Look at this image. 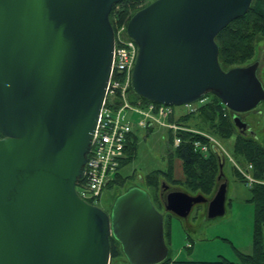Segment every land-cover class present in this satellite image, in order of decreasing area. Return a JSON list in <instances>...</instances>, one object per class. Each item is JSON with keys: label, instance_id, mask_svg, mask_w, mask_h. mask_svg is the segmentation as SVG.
<instances>
[{"label": "water", "instance_id": "water-1", "mask_svg": "<svg viewBox=\"0 0 264 264\" xmlns=\"http://www.w3.org/2000/svg\"><path fill=\"white\" fill-rule=\"evenodd\" d=\"M119 1L0 0V264H108L109 238L128 264L167 256L162 214L144 189L128 187L108 213L74 189L104 97L108 14ZM250 2L151 0L136 10L125 27L137 46L133 92L172 106L209 92L248 130L238 114L264 102L258 62L222 70L214 37ZM225 192V180L209 199L172 189L162 207L185 217L205 203L207 218L221 216Z\"/></svg>", "mask_w": 264, "mask_h": 264}, {"label": "rangeland", "instance_id": "rangeland-1", "mask_svg": "<svg viewBox=\"0 0 264 264\" xmlns=\"http://www.w3.org/2000/svg\"><path fill=\"white\" fill-rule=\"evenodd\" d=\"M151 0H129L117 2L112 5L108 14V20L112 31L116 32L121 26L126 24L130 15L136 10L145 6ZM253 56L243 65L252 61H257L256 75L264 88V38L258 40L253 49ZM207 101V97L192 102L191 107H196L199 103ZM185 110L174 105L175 113H184ZM231 111L229 115H231ZM189 114V113H187ZM195 112L186 118L184 125L195 133H201L206 141L213 142L221 149L223 155V176L216 180V184L209 197L213 194L217 184L223 180H228L226 198L224 203V213L221 216L207 218L205 216V203L194 204L185 217L175 216L164 211L160 204L159 188L153 190L144 183V175L152 170L164 168L167 160L170 159L173 165V176L179 179V184L166 182L162 176L158 177V182H165L168 185L166 190L161 191L162 196L168 190L176 189L195 195L197 192H188L182 182L183 174L179 166V161L172 154V143L168 142V133H172L159 124L140 128L134 126L132 132L136 133V144L132 158L119 169L121 175L125 176L120 181L112 182L114 174L110 173L108 181L101 189L95 203L100 209L108 213L114 198L131 186L145 189L157 204V210L162 214L163 231L167 230L164 243L167 248V256L170 259L179 260H201L211 261L222 256L235 264H241L240 254H250L252 251L253 239V206L247 201L249 197L248 188L251 186L244 174L251 175V168H248L240 155L235 156L232 152L234 134L222 139L209 128ZM247 123L248 129L260 144H264V102H260L255 108L238 114ZM235 134L240 132L234 127ZM248 134V131L245 132ZM200 135V134H199ZM1 137V136H0ZM122 158V157H121ZM120 158V159H121ZM119 159V160H120ZM118 160V163H119ZM235 165L239 167L236 168ZM118 167V165H117ZM116 167V171H117ZM115 171V172H116ZM114 172V173H115ZM253 178V177H252ZM254 179V178H253ZM264 181V179L259 180ZM257 180V182H259ZM110 183L108 186L107 184ZM254 183V182H251ZM264 183V182H263ZM162 199V198H161ZM262 240L264 248V226L262 228ZM109 245L115 250L113 255H109L108 264H128L120 251L119 244L112 238Z\"/></svg>", "mask_w": 264, "mask_h": 264}, {"label": "trees", "instance_id": "trees-1", "mask_svg": "<svg viewBox=\"0 0 264 264\" xmlns=\"http://www.w3.org/2000/svg\"><path fill=\"white\" fill-rule=\"evenodd\" d=\"M125 1L129 0H122L119 1V3ZM110 15L111 11L109 12V16ZM261 38H264V0H251L245 13L232 19L214 37V42L217 46V62L219 67L222 70H226L233 66L243 65L251 59L253 56L254 45ZM128 91L127 98L132 104L136 103L137 100L142 102L149 101L138 96L133 90H131V88H129ZM202 97H207V101L199 103L192 112L176 118L175 121L180 125H184L186 118L192 116L195 112V116L197 115L204 122H207L209 128H211L216 136L223 140L229 135L234 134V141L231 145L233 154L235 156L240 155L245 162L251 165V175L255 180L259 181L264 179V144H260V142L255 139L250 129L235 134L234 125L232 124L229 115L230 111H227V109L222 107L215 95L207 92L199 99ZM224 111L226 113L225 115H223ZM246 131H248V134H245ZM177 135L180 138V142L173 148L172 154L174 158L179 161V166L183 174L182 182L186 187V191L197 192L207 198L216 184V177L219 173L221 159L214 151L209 149L205 153L193 149L191 144L193 141H199L201 143L207 142L204 137L198 133L178 131ZM167 138L168 142L171 143L172 136L169 135V133ZM135 144L136 133L133 131L127 136L123 149L124 156L119 160L117 171L114 173V178L111 183L116 182L117 180L120 181L125 177L121 175L119 169L126 165V163L132 158ZM159 176H162L166 182L179 184V179L173 176V165L170 159L167 160L164 168L152 169L148 171L143 178L145 185L149 188H152L153 190H158L159 188V202L162 205L163 196L160 192L163 191V189L161 188V183L158 182ZM162 183L167 185L163 181ZM109 184L110 183H108L107 186ZM248 192L249 197L247 201L253 206L252 251L250 254L239 253V261L241 264H264V248L262 240V228L264 226L263 181L251 183ZM147 194L149 195L153 206L157 209V204H159V202L156 204L148 192ZM163 236H167V230L163 231ZM110 239L111 238H109V240ZM112 242L115 243L113 238ZM114 251L113 247L109 245L110 256L115 253ZM159 264L235 263L222 256L211 261L179 260L170 259L166 256V258Z\"/></svg>", "mask_w": 264, "mask_h": 264}, {"label": "built area", "instance_id": "built-area-1", "mask_svg": "<svg viewBox=\"0 0 264 264\" xmlns=\"http://www.w3.org/2000/svg\"><path fill=\"white\" fill-rule=\"evenodd\" d=\"M125 27L126 24L122 25L119 31H112L113 46L104 97L86 154L82 177L74 187L77 196L89 204L95 203L96 197L99 196L101 189L108 181L110 173L114 174L116 171L118 160L124 156L123 149L127 136L132 132L134 126L146 128L155 123L163 125V128L172 133L173 147L180 142L178 131H191L175 120L192 112L195 109L191 107L192 103L177 105L185 110L184 113L177 114L172 105L139 100L132 104L128 101L127 94L128 89L131 88V71L137 46L134 40L126 34ZM222 107L225 108L223 105ZM225 114L224 111L223 115ZM198 134L201 135V133ZM191 144L197 151L205 153L209 149L214 151L220 159H224L219 150L221 148L218 149V146L213 142L193 141ZM235 167L239 169L237 165ZM248 168H251L250 164H248ZM244 176L250 184L257 182L248 174H244Z\"/></svg>", "mask_w": 264, "mask_h": 264}, {"label": "crops", "instance_id": "crops-1", "mask_svg": "<svg viewBox=\"0 0 264 264\" xmlns=\"http://www.w3.org/2000/svg\"><path fill=\"white\" fill-rule=\"evenodd\" d=\"M225 181H226V180H225ZM227 182H228V180L226 181V189H227V186H228V185H227ZM225 194H226V192H225ZM225 198H226V196H225Z\"/></svg>", "mask_w": 264, "mask_h": 264}]
</instances>
